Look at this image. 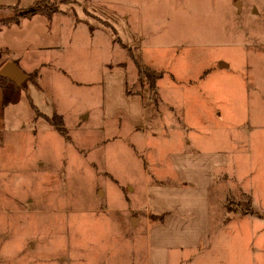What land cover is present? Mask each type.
<instances>
[{"label": "rangeland", "instance_id": "374dc122", "mask_svg": "<svg viewBox=\"0 0 264 264\" xmlns=\"http://www.w3.org/2000/svg\"><path fill=\"white\" fill-rule=\"evenodd\" d=\"M35 1L0 0V61L31 50L48 62L45 90L32 85L38 70L0 86V264H149L154 176L143 173V154L166 145L173 116L192 148L227 155L212 191L211 245L186 263L264 264V74L261 85L249 75L264 71V0H78L92 24L82 11L8 27L15 6ZM49 1L65 12L75 0ZM128 32L138 52L119 46ZM139 65L161 72L159 93ZM120 72L130 91L146 94L148 114L164 108L144 131L102 118L104 81ZM30 94L50 113L37 116L63 117L65 135L55 125L37 133Z\"/></svg>", "mask_w": 264, "mask_h": 264}, {"label": "crops", "instance_id": "0c3cea01", "mask_svg": "<svg viewBox=\"0 0 264 264\" xmlns=\"http://www.w3.org/2000/svg\"><path fill=\"white\" fill-rule=\"evenodd\" d=\"M76 1L78 0L72 2L74 4L70 6L69 9L63 7L65 12H55L51 17L38 12L32 16H21L18 20L8 21L7 25L8 27L20 25L23 19L31 21L37 16L40 18L45 16L47 18H52L57 13L62 15H77V12L81 13L82 11L83 14L81 13V15L87 19L86 21H91L84 10L80 11V9L76 7ZM75 19L77 22L82 21L78 16H76ZM110 22L113 21L110 20ZM97 27L105 29L103 26ZM95 28L92 27V29ZM126 36L127 39L125 41L119 36L120 47L131 49L136 52H138V49L141 50L140 45H135L136 42H139L136 39V33L128 32ZM12 55L13 56L0 61V65L2 66L8 60L18 59V66L27 73L38 70V77L36 78V82L32 83V85L38 90H45L46 85H44V83L42 84V81L46 71L42 70L41 66H44V64L47 66L48 62L40 57L38 53L36 54L31 50L25 53L14 52L13 50ZM224 61L225 60L219 59L214 62L220 63ZM206 71V68L200 67V76L205 74ZM263 74L264 71L259 69H255L254 72L251 71L249 73L250 76L258 79L257 82L259 85L263 82L260 77V75ZM116 75L117 74L110 75L109 78L104 81L106 86V99L102 111V118L105 120L110 119L109 122L110 124L112 123L111 125L114 127L123 124L127 126V128L140 131L150 128L151 125L148 127L147 121L152 117V123L156 118L159 117L158 119H160L161 115L164 113V111L162 112L161 110L164 108H159L157 104H155L150 110L151 113L148 114L145 107L144 96L146 94L137 90L128 93L127 89L129 90V82L126 73L120 72L118 76ZM163 86L164 81H162L160 76V78L157 79V93H159L160 88ZM30 100L33 101L31 94ZM120 100H122V102L119 103ZM32 106L34 108L32 120L35 130L38 126V130H36L37 133L48 126L55 125L57 127V125L53 124L51 121L48 122L41 118V116H37V113L50 114L47 113L40 104L33 101ZM192 111L191 109L190 113H192ZM197 111L198 110H196L195 113V122L198 120V114H200ZM89 115L88 113L86 114V116ZM119 115L122 116L120 118H123L124 121L117 120ZM163 121L164 119L162 122ZM166 121H168V123L162 128L163 133L161 136V141H166V145L162 146L160 151L155 150L151 152V158L143 154V158H145L143 173L146 176L151 174L154 176V179H151V181L146 184L145 217L147 219V227L149 226L147 232L150 243L149 264H173V259L177 264H185L188 260H191L201 248L207 249L209 245H211L212 234L210 232V227L213 221L212 191H214L216 187L215 183L217 181L218 172L225 171L224 168L227 165V155L225 151L213 150L210 147L196 146L192 148L191 146H193L194 143L182 137L181 130L186 126L181 124V126L178 127L175 116L169 117ZM81 122L82 121H80V123ZM22 124L21 128L24 129ZM168 129H172V132H168ZM60 133L63 134L61 131ZM157 133L158 130L154 128L151 133V138H156L158 136ZM84 134V138H86L84 143H87L88 146H92L95 139L91 137L92 135L90 132ZM117 134L118 133L112 137H116ZM102 139L104 142L108 141L107 137H102ZM196 141L199 143L198 140ZM145 145L146 147L148 146L147 143ZM150 159L154 164L151 167L148 163ZM107 171L108 170H105V173ZM150 214L155 216L160 214L164 215L163 218H151Z\"/></svg>", "mask_w": 264, "mask_h": 264}, {"label": "trees", "instance_id": "16d2710c", "mask_svg": "<svg viewBox=\"0 0 264 264\" xmlns=\"http://www.w3.org/2000/svg\"><path fill=\"white\" fill-rule=\"evenodd\" d=\"M48 0H37L35 1V3L30 4L26 7H18L15 6V8L19 9L17 13H15L12 17H8L6 18V20L10 21V20H18L21 16H32L36 13H43L45 15H47L48 17H51L52 14H54L55 12H58L61 10V8H59L58 3L55 2H47ZM69 1H74V0H69ZM140 66V65H139ZM140 74L142 75H146L151 88L156 89L157 87V79L160 77L161 72H157L155 69L150 68L147 65H141L140 67ZM7 80H12L9 77H3L0 75V86H3L5 81ZM14 81V80H12ZM15 83H17L16 81H14ZM127 92L130 93L131 91L127 89ZM30 98V96H29ZM47 119L49 121H51L53 124L57 125L58 130H60L63 134L66 133V129L65 126L62 125L60 122H63V117L60 116V120L56 119L57 114H54L53 116H49L46 115ZM164 214H160L158 215L156 218H163Z\"/></svg>", "mask_w": 264, "mask_h": 264}, {"label": "water", "instance_id": "95a60500", "mask_svg": "<svg viewBox=\"0 0 264 264\" xmlns=\"http://www.w3.org/2000/svg\"><path fill=\"white\" fill-rule=\"evenodd\" d=\"M18 59L8 60L0 67V75L9 77L17 83L23 82L28 77V73L18 66Z\"/></svg>", "mask_w": 264, "mask_h": 264}]
</instances>
